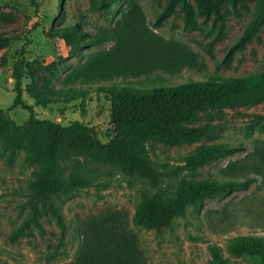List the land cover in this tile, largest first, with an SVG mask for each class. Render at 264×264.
<instances>
[{
  "label": "rangeland",
  "instance_id": "obj_1",
  "mask_svg": "<svg viewBox=\"0 0 264 264\" xmlns=\"http://www.w3.org/2000/svg\"><path fill=\"white\" fill-rule=\"evenodd\" d=\"M168 0H0V111L18 128L30 115L62 126L79 122L103 144L130 145L122 128L111 121L109 87L147 89L176 85L210 76L244 77L264 72V17L252 36L243 37L257 11V0H227L220 17L205 14L197 0H180L176 9L160 17ZM141 10L150 30L165 40L181 44L193 54L192 67L169 74L155 70L140 77H94L80 66L112 43L104 36L130 11ZM77 24L81 33L76 55L61 61L70 50L63 47L58 29ZM38 25V26H37ZM36 26V28L34 27ZM35 28V29H33ZM66 50V51H65ZM21 77L22 105L14 106L16 66ZM40 97L48 99L40 102ZM254 114L264 115V100L244 106L206 109L191 126H213L200 141L178 145L147 140L131 144L159 173L163 188L175 189L183 180L222 179L223 173L252 161L264 132ZM184 125H187L183 123ZM21 138V137H20ZM231 143L239 149L189 177L178 169L181 158L203 145ZM39 165L31 158L26 140L12 143L0 136V264H77L83 240L82 226L104 212H119L138 239L141 264H210L213 249L227 264H264L234 254L228 238L241 234L264 236V172L249 177L258 182L246 191L217 194L199 205H188L161 228L145 229L132 223L140 203L156 189L142 174L130 175L101 148L83 155L68 152L60 172L85 175L90 186L47 198L32 193ZM243 180L246 177L242 178Z\"/></svg>",
  "mask_w": 264,
  "mask_h": 264
},
{
  "label": "trees",
  "instance_id": "obj_2",
  "mask_svg": "<svg viewBox=\"0 0 264 264\" xmlns=\"http://www.w3.org/2000/svg\"><path fill=\"white\" fill-rule=\"evenodd\" d=\"M179 1L168 0L160 17L171 14ZM197 1L203 13H215L220 17L227 0ZM230 1L233 4L240 2ZM256 7L252 21L236 45L245 43L263 19L264 0H257ZM80 33L77 24L58 29L57 36L63 47L70 49L68 54L62 51L61 61L82 50L79 46ZM98 39L101 43H112V47L106 52L93 54L80 66L83 72L94 79L140 77L155 70L174 74L193 65L190 49L171 43L150 30L141 10L122 15L113 29ZM21 70L23 68L17 65L18 96L13 105H22L32 111L21 100ZM108 93L112 104L111 121L123 129L125 138L131 144L154 140L178 145L200 141L213 132L211 125H189L196 121L201 111L244 106L264 100V72L244 77L210 76L206 80H190L147 89L111 86ZM47 101L40 97V102ZM254 118L260 123L259 129L264 132V115L254 114ZM0 136L9 138L12 143L27 141L31 158L39 165L31 184L32 193L36 196L47 198L92 184L85 175H65L60 172L65 152L83 155L93 148H101L126 173L142 174L156 189L154 195L140 203L132 218L133 224L145 229L161 228L168 224L173 214L183 212L188 205L199 206L207 197L246 191L258 182V178L249 177L248 174L254 171L257 176H261L264 172V143H259L251 162H247L244 167L227 170L222 179L183 180L175 189L163 188L155 167L131 144H103L90 134L87 126L79 122L62 126L39 120L31 114L27 125L18 128L0 111ZM238 149L224 142L203 145L182 157L183 164L178 169L194 178L200 174L199 169L203 166L221 161ZM244 177L245 180L242 179ZM81 234L83 240L77 264H141L138 239L129 228L127 218L119 212H104L88 219L82 226ZM227 242L229 251L234 254L258 260L264 258V236L241 234L228 238ZM213 255L210 264L228 263L218 252L217 246H214Z\"/></svg>",
  "mask_w": 264,
  "mask_h": 264
}]
</instances>
